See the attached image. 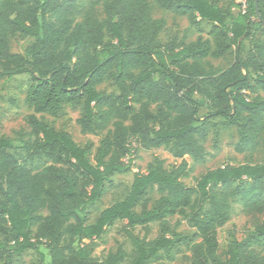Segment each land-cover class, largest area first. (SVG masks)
Here are the masks:
<instances>
[{"label":"trees","instance_id":"obj_1","mask_svg":"<svg viewBox=\"0 0 264 264\" xmlns=\"http://www.w3.org/2000/svg\"><path fill=\"white\" fill-rule=\"evenodd\" d=\"M95 2L103 18L82 13L75 0H0V78L29 75L25 104L32 111L29 138H0V264L29 250L43 259L42 246L48 264H126L121 247L102 261L93 257L95 241L116 222H125L134 248L130 264L174 262L177 244L187 247L189 264H264V220L253 217L245 237L223 249L217 237L233 201L264 211V0H257L259 16L255 0L244 12L236 1L222 8L209 0H151L190 25L213 26L211 39L189 43L159 42L165 22L152 18L150 0ZM14 36L32 39L24 55L9 51ZM230 50L231 64L213 67L209 59ZM107 81L117 94L97 91ZM201 99L209 104L202 119ZM64 105H82L76 123L98 138L95 152L37 117L56 116ZM214 118L235 127L233 149L245 160L207 170L186 186L192 169L185 158L204 160V122ZM159 148L180 163L168 169L154 157L89 223L91 206L114 176L132 171L137 151ZM36 159L44 165L33 170ZM153 189L155 205L136 212ZM174 217L181 220L168 225ZM180 221L193 230L190 238L177 230ZM152 225L158 234L147 239ZM137 228L144 238L131 233Z\"/></svg>","mask_w":264,"mask_h":264},{"label":"rangeland","instance_id":"obj_2","mask_svg":"<svg viewBox=\"0 0 264 264\" xmlns=\"http://www.w3.org/2000/svg\"><path fill=\"white\" fill-rule=\"evenodd\" d=\"M82 5L81 12L92 10L98 18H103V8L101 2L95 0H75ZM236 0H209V2L227 8L234 5ZM151 16L154 19H163L165 28L160 33L158 40L161 43H166L173 37L177 40H183L185 43L193 42L198 37L204 39H211L213 26L211 24L201 22L198 26L190 25L186 17L178 15L174 8L170 10H161L157 8L150 0ZM234 12V11H233ZM235 13V12H234ZM32 42L31 38H22L19 36L8 37V46L11 53L24 55L25 48ZM247 47V42L245 43ZM233 60L232 50L220 59H209L213 67L216 69H225ZM30 77L27 74L13 76L11 78H0V138H10L13 140L27 139L30 136V127L28 124V116L32 111L25 104V96L28 87L30 86ZM99 92L114 93L118 91L116 87L110 82H104L97 88ZM201 108L199 109V117L202 119L209 111V104L207 101L200 100ZM83 113L82 105L70 106L64 105L60 113L56 116L37 115L38 119L50 125L56 131L66 132L71 138L79 144L84 146L90 144L93 146V152L98 144V138L92 135L82 134L78 127L76 120ZM204 131L206 132V139L201 142L205 151L204 160L196 162L190 157H186V161L192 169L190 176L183 179L186 186L194 184L193 178L207 170L216 169L225 165H234L244 162L245 158L241 154L234 152L233 146L237 141L236 129L228 125L223 119L214 118L204 122ZM133 146L136 147L133 141ZM17 159L21 160L24 152H12ZM154 157L161 159L166 168H171L180 163L179 160L174 159L168 150L164 148L152 149L150 151L138 150L137 154L132 157V171L127 174L116 175L112 179V184L108 191L102 198L91 206L88 216V222L93 223L98 215L110 206L114 201L123 195L125 187H128L133 179V174L144 172L147 164L152 161ZM33 170H38L44 165V161L34 160L30 164ZM158 194L155 189L149 191L146 201L139 205L135 210L140 212L148 210L155 205L158 199ZM264 220V211L260 214L251 213L242 208L237 201L232 202V215L230 221L218 229V241L220 248L223 249L232 240H242L247 232L251 229L253 217ZM181 220L179 217H174L168 221V225H173L176 221ZM177 230L189 238L193 234L185 221H180ZM125 222H116L111 227L105 229L104 235L100 240L95 241L97 246L94 250L93 257L97 261H102L104 257L110 252H115L117 248L121 247L128 254L126 264H130L134 256V248L131 241L126 235L124 227ZM159 227L157 225L151 226V231L146 234L147 239H152L158 234ZM131 233L139 238H144L145 231L141 228L131 230ZM176 260L174 262H165L164 264H189L190 252L183 244L175 246ZM40 251L43 259L38 253L34 251H26L21 255L14 256L12 264H48L49 258L47 251L42 246Z\"/></svg>","mask_w":264,"mask_h":264},{"label":"built area","instance_id":"obj_3","mask_svg":"<svg viewBox=\"0 0 264 264\" xmlns=\"http://www.w3.org/2000/svg\"><path fill=\"white\" fill-rule=\"evenodd\" d=\"M246 2L247 0H236V3L240 5V10L242 12H244L246 9Z\"/></svg>","mask_w":264,"mask_h":264},{"label":"water","instance_id":"obj_4","mask_svg":"<svg viewBox=\"0 0 264 264\" xmlns=\"http://www.w3.org/2000/svg\"><path fill=\"white\" fill-rule=\"evenodd\" d=\"M254 9H255V14H256L257 16H259L257 0H255ZM259 21H260V23H262V24L264 25V20L259 19Z\"/></svg>","mask_w":264,"mask_h":264}]
</instances>
